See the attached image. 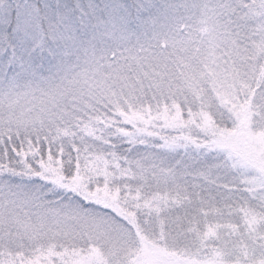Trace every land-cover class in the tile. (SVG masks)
Here are the masks:
<instances>
[{"label": "snow or ice", "instance_id": "6c2138e0", "mask_svg": "<svg viewBox=\"0 0 264 264\" xmlns=\"http://www.w3.org/2000/svg\"><path fill=\"white\" fill-rule=\"evenodd\" d=\"M0 264H264V0H0Z\"/></svg>", "mask_w": 264, "mask_h": 264}]
</instances>
